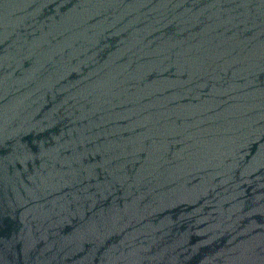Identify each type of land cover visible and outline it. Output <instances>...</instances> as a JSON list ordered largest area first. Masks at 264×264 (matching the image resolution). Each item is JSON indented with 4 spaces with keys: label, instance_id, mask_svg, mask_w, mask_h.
Segmentation results:
<instances>
[{
    "label": "water",
    "instance_id": "obj_1",
    "mask_svg": "<svg viewBox=\"0 0 264 264\" xmlns=\"http://www.w3.org/2000/svg\"><path fill=\"white\" fill-rule=\"evenodd\" d=\"M0 264H264V0H0Z\"/></svg>",
    "mask_w": 264,
    "mask_h": 264
}]
</instances>
